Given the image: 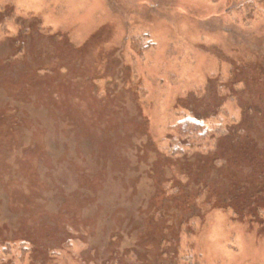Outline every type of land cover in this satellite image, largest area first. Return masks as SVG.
<instances>
[{
	"label": "rangeland",
	"instance_id": "1",
	"mask_svg": "<svg viewBox=\"0 0 264 264\" xmlns=\"http://www.w3.org/2000/svg\"><path fill=\"white\" fill-rule=\"evenodd\" d=\"M0 264H264V0H0Z\"/></svg>",
	"mask_w": 264,
	"mask_h": 264
},
{
	"label": "trees",
	"instance_id": "2",
	"mask_svg": "<svg viewBox=\"0 0 264 264\" xmlns=\"http://www.w3.org/2000/svg\"><path fill=\"white\" fill-rule=\"evenodd\" d=\"M235 131H236L237 133L239 132L238 129H236ZM233 136H234V135H233ZM233 139H234V140L240 139V136H238V134H237V135H235V136L233 137ZM204 187H205V188H204ZM204 187H203V188H204L203 190L209 189V188L207 187V184H205ZM260 191H262V190H260ZM206 192H208V191H206ZM210 193H211V192H210ZM196 196H197V195H196ZM196 196L191 200L190 205H192L193 202L195 203V201H196V199H197ZM202 200H204V199H202ZM202 200H201V198L198 199V201H202ZM248 206H250V205H248ZM251 207H252V206H250V207H248V208L250 209ZM249 209H247V210H249Z\"/></svg>",
	"mask_w": 264,
	"mask_h": 264
}]
</instances>
